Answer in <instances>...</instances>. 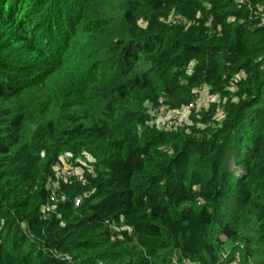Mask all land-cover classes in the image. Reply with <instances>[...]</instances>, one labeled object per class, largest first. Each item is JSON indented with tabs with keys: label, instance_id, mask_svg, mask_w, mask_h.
Segmentation results:
<instances>
[{
	"label": "trees",
	"instance_id": "1",
	"mask_svg": "<svg viewBox=\"0 0 264 264\" xmlns=\"http://www.w3.org/2000/svg\"><path fill=\"white\" fill-rule=\"evenodd\" d=\"M253 10L264 0H0V264H264ZM233 79L221 120L211 102L191 126L156 123L152 108Z\"/></svg>",
	"mask_w": 264,
	"mask_h": 264
},
{
	"label": "rangeland",
	"instance_id": "2",
	"mask_svg": "<svg viewBox=\"0 0 264 264\" xmlns=\"http://www.w3.org/2000/svg\"><path fill=\"white\" fill-rule=\"evenodd\" d=\"M228 94H225L224 96L218 95V94H210L208 87L207 86H202L198 89V91L195 93V100L190 101L187 106H185L183 109H169L168 107L164 105H160L158 108H152L151 112H158L157 119L155 120L156 123H158L162 118L166 117L169 118L173 123L174 121H177L179 119V126H191L193 125L194 121L191 117L193 113H198L201 110H206L208 109V106L211 102L216 103V113L214 115V118L221 120L224 116V112L222 111L221 104L228 98L229 96L232 95V92L234 91V87H228ZM192 104V105H191ZM66 161V166L64 168V171L67 172L68 170L72 171L73 174H76V169L73 168V164L65 158ZM233 167L231 164L230 168ZM61 171V170H60ZM227 252L223 253L222 259L219 260V263L221 264H238V260L236 258L232 259L230 263H225L223 260L228 257Z\"/></svg>",
	"mask_w": 264,
	"mask_h": 264
},
{
	"label": "built area",
	"instance_id": "3",
	"mask_svg": "<svg viewBox=\"0 0 264 264\" xmlns=\"http://www.w3.org/2000/svg\"><path fill=\"white\" fill-rule=\"evenodd\" d=\"M245 1L246 0H237V6L238 7H241V6L245 5ZM247 6L249 7V9L251 8V5L249 3L247 4ZM251 10H252V8H251ZM258 10H255V11L253 10L252 13L256 17H258V19L260 20L258 24L264 26V15H261L260 14V11H258ZM211 19L212 18L209 17L208 18V22H210ZM177 22H179V20H177ZM190 24H193V22H190ZM242 77H243V73H241V72H239L237 74V76H236L237 79H240ZM234 85H235V80L234 79L231 80V81H229V86L230 87H234ZM158 112H160V110L157 111L156 113H158ZM174 122L175 123H173L169 118L164 117L158 123L161 124V125H163L167 130H170V129L175 128L176 126H179L180 125L179 124V119L177 121H174ZM60 170L61 169L59 168V171ZM60 174L63 177H65V178H69L73 173L70 170H68L67 172H65L64 169H63V170L60 171ZM58 196L59 195L56 193V189L54 187H52L51 190H50L49 201L44 205V211H43L44 214H48L49 212L52 211L53 203H55L57 201ZM79 203H80V197H76V199H75V205H78Z\"/></svg>",
	"mask_w": 264,
	"mask_h": 264
}]
</instances>
